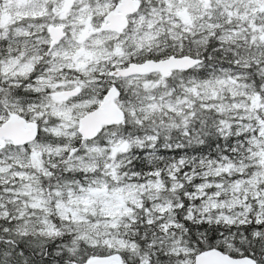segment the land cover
Here are the masks:
<instances>
[{
	"label": "snow or ice",
	"instance_id": "snow-or-ice-1",
	"mask_svg": "<svg viewBox=\"0 0 264 264\" xmlns=\"http://www.w3.org/2000/svg\"><path fill=\"white\" fill-rule=\"evenodd\" d=\"M0 264H264V0H0Z\"/></svg>",
	"mask_w": 264,
	"mask_h": 264
}]
</instances>
